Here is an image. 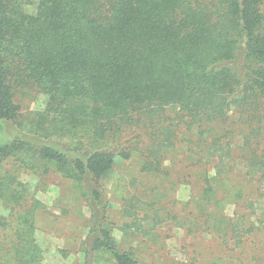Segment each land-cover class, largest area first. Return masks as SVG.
I'll list each match as a JSON object with an SVG mask.
<instances>
[{
	"label": "trees",
	"instance_id": "16d2710c",
	"mask_svg": "<svg viewBox=\"0 0 264 264\" xmlns=\"http://www.w3.org/2000/svg\"><path fill=\"white\" fill-rule=\"evenodd\" d=\"M122 163L138 166L123 231L159 244L174 222L211 254L185 264H264V0H0V264H45L52 171L90 211L83 264H155L113 234L105 179Z\"/></svg>",
	"mask_w": 264,
	"mask_h": 264
},
{
	"label": "rangeland",
	"instance_id": "374dc122",
	"mask_svg": "<svg viewBox=\"0 0 264 264\" xmlns=\"http://www.w3.org/2000/svg\"><path fill=\"white\" fill-rule=\"evenodd\" d=\"M34 8L30 7V10ZM42 96L39 95L33 102L26 97L20 99L24 111L28 109L38 110L41 106ZM169 111L177 115L178 110L171 108ZM185 131L183 134H186ZM188 134V133H187ZM238 140V139H237ZM117 173L105 179L109 197L112 201L110 210V223L113 226L114 236L120 245L126 249L136 247L143 262L155 264H185L193 261L206 263L211 255L203 246L204 251L196 254L199 243L196 236L187 234L186 230L174 224V222L163 223L157 228L159 244H153L151 239L137 237L136 234L125 232L122 225L127 221L121 213L122 196L129 197V190L133 187L128 183L132 175H137L138 166L128 167V163L117 166ZM127 185H118V177ZM22 178L35 188L40 180L32 174H23ZM193 177L190 183H179L175 192L176 199L186 202L199 191V183ZM145 184H141L143 189ZM131 191V190H130ZM37 198L42 206L37 211L36 237L45 251V264H83L84 253L82 252V241L89 231L90 211L85 200L81 197L77 185L63 178L57 172L52 171L41 181L40 191ZM183 207V206H181ZM227 211L233 212V207H227ZM5 205L0 200V213H6ZM202 246V247H201ZM195 259V260H193ZM98 264H114L108 255L100 257ZM239 264V262L237 263Z\"/></svg>",
	"mask_w": 264,
	"mask_h": 264
}]
</instances>
